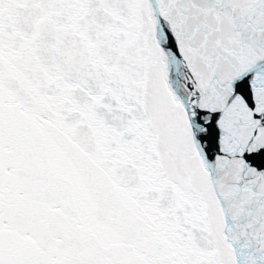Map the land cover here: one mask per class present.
<instances>
[{"label": "snow or ice", "instance_id": "obj_1", "mask_svg": "<svg viewBox=\"0 0 264 264\" xmlns=\"http://www.w3.org/2000/svg\"><path fill=\"white\" fill-rule=\"evenodd\" d=\"M0 264H264V0H0Z\"/></svg>", "mask_w": 264, "mask_h": 264}]
</instances>
